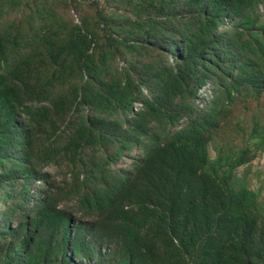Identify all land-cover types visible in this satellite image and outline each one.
<instances>
[{
    "label": "trees",
    "instance_id": "obj_1",
    "mask_svg": "<svg viewBox=\"0 0 264 264\" xmlns=\"http://www.w3.org/2000/svg\"><path fill=\"white\" fill-rule=\"evenodd\" d=\"M145 1L155 4L163 17L150 15L142 24L159 29L166 44L179 54L176 67L168 63L147 66L149 76L142 80V88L149 89L153 99L147 98L132 81L96 86V82L101 83L95 78L98 68L87 49L88 37L82 31L75 43L66 40L64 45V52L74 58V65L88 73L81 96L77 92V101L81 97V103L97 112V117L75 130L63 149L78 152L97 138L99 129L105 130L110 143L122 137L124 148L133 147L142 135L145 145L151 146L133 175L118 174L92 163L89 170H84V178L78 177L75 182L84 190L81 200L90 211L105 214L121 198L137 196V202L125 209L128 217L123 222L131 230L125 245L131 264L137 250L143 252V264H264V223L260 227L253 214L257 212L259 196L234 185L233 166L224 170L220 161H213L208 139V134L218 130L231 115L228 102L234 100L243 84L253 85L254 97L264 92V69L259 66V57L264 61V35L248 37L260 20L254 13L264 0ZM181 6L192 10L184 17L173 16ZM226 19H237L244 31L237 28L238 31L221 34L219 30ZM101 20L105 23L102 17ZM3 44L0 37V49ZM178 45H183L188 53L182 60ZM9 49L10 44L0 65L6 61ZM51 55L58 67L53 80L60 81L67 77L68 61L58 60L62 57L59 53ZM225 57L228 59L223 71ZM216 74V81L225 86L224 103L218 97L214 106L197 116H192L193 106H177L179 99L197 95ZM30 92L29 86L18 89L0 74V165L10 162L7 173L21 174L26 181L35 176L32 132L55 123L48 107L25 104ZM39 95L42 101L52 99L54 107L56 100L50 94L42 91ZM138 96L145 98L147 111L135 117L134 127L124 129L119 122L110 120L108 116L118 110L132 111ZM22 110L29 115L28 126L18 123ZM185 112L191 114L188 125L172 137L163 138L149 126V121L158 119L177 123ZM103 114L107 117H100ZM52 152V147L45 149L46 164L52 163ZM42 176L45 174H39L37 179ZM31 222L34 232L27 235L22 252L9 264H40L52 248L44 236L60 228L68 236L71 226L56 206L45 202L39 205ZM69 242L68 236L65 244ZM29 244H36L39 250L34 257L24 256ZM60 264L76 263L66 254Z\"/></svg>",
    "mask_w": 264,
    "mask_h": 264
},
{
    "label": "rangeland",
    "instance_id": "obj_2",
    "mask_svg": "<svg viewBox=\"0 0 264 264\" xmlns=\"http://www.w3.org/2000/svg\"><path fill=\"white\" fill-rule=\"evenodd\" d=\"M190 10L181 6L173 16L184 17ZM150 15L156 19L163 17L155 4L145 0H0V37L4 39L0 58L10 44L6 61L0 65V74L18 89L29 86L31 92L25 104L48 107L55 121L32 132L36 156L32 179L26 181L21 174L9 175L10 162L0 165V264L11 263L22 252L27 235L34 232L31 220L42 202L56 206L71 226L68 244H65L67 231L61 228L44 236L52 248L40 264H60L66 254L76 264H131L125 249L126 235L131 230L123 222L128 217L125 209L137 202V196L121 198L102 214L89 210L81 200L84 190L75 182L78 177L84 178V170H89L94 162L118 174L133 175L151 146L145 145L142 135L133 147L124 148L122 137L110 143L105 130L99 129L97 138L78 152L63 149L75 130L97 117V112L81 103V97L77 101V92L81 96L88 73L74 65V58L64 52V45L66 40L75 43L82 31L88 37L87 49L95 57L98 68L95 78L101 83L96 82V86L132 81L143 89L147 98L153 99L150 90L142 88V80L149 76L147 66L168 63L176 67L179 54L166 44L159 29L142 24ZM254 15L260 20L248 37L257 33L264 35V3ZM237 28L244 31L237 19H226L219 32H235ZM177 50L179 60L188 56L183 45H178ZM52 52L62 56L58 60L68 61L67 77L60 81L53 80L58 67ZM227 59L222 61L223 71ZM259 61L264 69V61L260 57ZM217 78L216 74L197 95L179 99L177 106L187 103L195 109L192 116H197L214 106L218 97L224 103L225 86ZM42 91L56 100L54 107L52 99H38ZM253 94V85L243 84L235 92L234 100L228 102L231 115L218 130L208 134V139L213 161H220L224 170L233 166L234 185L258 194L257 212L253 214L261 227L264 223V92L260 97ZM146 103L145 98L138 96L132 111L118 110L108 117L124 129L132 128L135 117L147 111ZM190 119L191 114L185 112L177 123H162L158 119L149 121V126L163 138H169L186 127ZM18 123L22 127L29 125L25 110L19 113ZM50 147L54 149L53 161L46 164L44 151ZM39 174L45 176L38 180ZM36 247L29 244L24 256H36L39 251ZM134 257V264H143V252L135 251Z\"/></svg>",
    "mask_w": 264,
    "mask_h": 264
}]
</instances>
